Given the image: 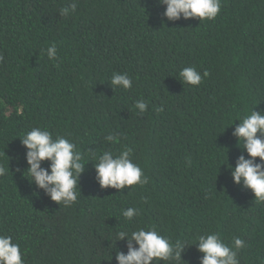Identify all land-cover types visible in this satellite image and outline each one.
I'll return each instance as SVG.
<instances>
[{
  "label": "trees",
  "instance_id": "1",
  "mask_svg": "<svg viewBox=\"0 0 264 264\" xmlns=\"http://www.w3.org/2000/svg\"><path fill=\"white\" fill-rule=\"evenodd\" d=\"M73 3L75 12L60 15ZM164 11L158 0H0V164L9 163L0 234L20 244L25 264H117L127 240L116 242V232L153 226L173 242L239 237L240 264H264V203L228 170L249 158L232 134L238 119L264 112V0H221L205 21H168ZM192 66L208 72L196 87L179 77ZM114 73L132 87L113 91ZM33 127L68 138L85 156L71 207L23 175L20 139ZM110 134L116 142L105 141ZM125 147L149 183L100 188L89 150ZM129 207L139 209L132 221L121 214ZM201 255L185 247L174 264H200Z\"/></svg>",
  "mask_w": 264,
  "mask_h": 264
},
{
  "label": "clouds",
  "instance_id": "2",
  "mask_svg": "<svg viewBox=\"0 0 264 264\" xmlns=\"http://www.w3.org/2000/svg\"><path fill=\"white\" fill-rule=\"evenodd\" d=\"M158 3L164 7L163 17L168 21H177L181 18L214 20L221 10V0H158ZM75 10L76 4L73 3L70 7L60 9V15L67 17ZM46 52L49 60L57 59L55 44L49 46ZM3 61L4 57L0 55V62ZM207 76V71L202 76L194 66L184 67L179 71L181 82L192 87L199 86L202 79ZM110 85L113 91L128 90L132 87V80L126 73H114ZM134 107L143 113L148 105L143 101H137ZM253 109L238 119L239 124L232 133L249 158L241 155L235 167L229 165L228 170L236 185H242L243 188L250 190L255 201L264 203V112ZM104 139L112 143L118 138L110 134ZM20 142L26 149L25 159L28 166L23 175L27 173L31 183L37 189L43 190L52 202L66 208L75 204L81 195L78 184L86 165L83 163L85 156L77 149L76 144L66 137L58 136L54 139L51 132L41 127H33L23 134ZM131 156L132 149L127 147L118 152L104 151L98 156L89 150V161H97L94 167L100 188L122 191L133 186L143 187L149 183L144 170L138 163L133 162ZM43 162H48L47 168L42 167ZM7 172L9 163L7 167L0 164V177ZM121 214L126 221H132L139 215V209L135 207L121 209ZM115 236L116 242L127 240V253L116 251L117 264H174L176 261H182L185 247L190 246H196L198 252L202 254L200 264H240L238 254L245 247V242L239 237H233L229 245L216 232L199 235L192 244L173 242L161 235L154 226L147 229L137 228L130 234L121 230L116 232ZM0 264H25L21 246L13 241L11 235L0 234Z\"/></svg>",
  "mask_w": 264,
  "mask_h": 264
}]
</instances>
